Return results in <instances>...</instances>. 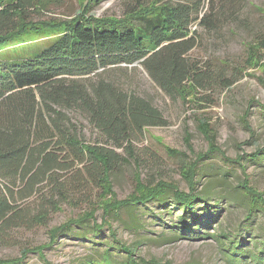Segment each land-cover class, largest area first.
I'll list each match as a JSON object with an SVG mask.
<instances>
[{
  "label": "trees",
  "instance_id": "16d2710c",
  "mask_svg": "<svg viewBox=\"0 0 264 264\" xmlns=\"http://www.w3.org/2000/svg\"><path fill=\"white\" fill-rule=\"evenodd\" d=\"M105 1L109 0H83L71 20L33 21L28 16L30 10L41 13L47 0H0V53L11 47L17 36L29 31L44 30L50 38L49 47L33 57L5 62L0 56V228L20 218L18 202L28 201L32 190L44 180L52 182L54 197L59 196L65 203L69 202L68 189L71 197H77L88 186L101 190L97 207L49 231V244L25 248L21 256L0 260V264H26L32 254L44 264H52L44 251L61 238L74 237L100 248H93L97 256L80 264H151L137 255V247L118 239L110 221L123 209L150 203L159 205L164 216L170 217L174 226L169 228H175L178 239L215 240L229 256L264 264L263 239H256L250 248L251 241L231 236L226 229L211 232L219 223L223 200L209 199L207 191L199 190V176L205 178L200 165L223 153L205 120L199 122V129L206 135L209 148L205 153H194L195 160L182 172L188 192L163 181L146 184L137 176L133 193L124 200L116 199L111 181L118 159L116 150L127 144L132 156L133 138L150 128L165 127L167 121L151 101L103 74L112 68L141 65L166 95L190 102L199 93L197 86L203 87L206 79L189 56L198 44L192 27L215 30L218 20L201 17L203 0L190 5L129 0L130 7L122 17L98 18L93 8ZM227 4L228 0L222 6ZM246 57L249 67L264 70V33L247 43ZM261 83L264 85V78ZM73 114L85 117L102 133L105 143L92 145L81 140ZM243 124L251 131L247 122ZM229 161L243 173L235 190L247 202V219L255 213L264 215V190L252 185L245 164L263 162L264 146ZM61 173L75 176L65 184L56 177ZM19 184L23 185L21 189ZM49 203L51 209L61 210L58 200ZM99 209L100 224L96 216ZM45 218L44 213L39 219ZM77 230L83 233L77 234Z\"/></svg>",
  "mask_w": 264,
  "mask_h": 264
},
{
  "label": "rangeland",
  "instance_id": "374dc122",
  "mask_svg": "<svg viewBox=\"0 0 264 264\" xmlns=\"http://www.w3.org/2000/svg\"><path fill=\"white\" fill-rule=\"evenodd\" d=\"M82 1L47 0L46 9L41 13L31 9L28 16L33 21L71 20L79 12ZM130 1H105L94 7L92 13L98 18H120L130 7ZM165 1L190 5L200 0ZM225 1H202L201 17L218 20L215 21V30L198 28L197 25L192 27L198 44L189 56L206 78L203 87L197 86L199 93L196 99L185 102L178 97H169L155 85L141 65L112 68L103 74L104 78L120 80L125 88L151 101L167 121V126L150 128L146 134L133 138L132 156L127 144L116 150L118 159L111 181L117 200H124L133 193L137 176L146 184L155 185L163 181L188 192L182 172L195 160L194 153H205L209 148L206 135L199 129V122L205 120L223 153L200 165V172L205 178L199 176V190L207 191L209 199L221 197L223 200L219 223L213 225L211 232L226 229L231 236L251 241L249 247L253 248L256 239L264 240V215L255 213L247 219V202L241 192L235 190L243 179V173L238 165L229 160L251 154L257 147L264 146V85L261 83L264 70L249 67L246 57L247 43L264 33V0H228L223 7ZM49 43L50 38L44 35V30L29 31L17 36L11 47L3 48L0 56L5 62L33 57L49 47ZM262 63L264 66V60ZM72 118L81 140L92 145L105 143L102 133L85 117L73 114ZM245 122L251 131L245 128ZM167 149L180 154H169ZM245 164L252 185L263 191L264 161ZM74 176L65 173L56 175L65 184ZM22 187L19 184V189ZM32 191L33 196L28 201L18 202L20 218L9 227L0 228V260L17 258L25 248L46 246L50 242L51 229L69 219L78 218L91 207H97L101 200V190L95 185L83 188L77 197H71L70 189L66 190L69 193V202L66 203L59 196L54 197L49 179ZM54 199L59 201L61 210L51 209L49 202ZM44 213L46 218L41 221L39 218ZM96 216L100 224L102 209L97 211ZM110 221L118 239L137 247V255L151 264H253L251 260L227 255L215 240L178 239L175 228H169L174 226L171 225L172 220L168 215L164 216V211L156 203L123 209L118 216L110 217ZM78 232L83 233V230ZM93 248L100 249L84 242L82 237L61 238L44 254L52 264H80L84 259L97 256ZM26 264L44 263L38 255L32 254Z\"/></svg>",
  "mask_w": 264,
  "mask_h": 264
}]
</instances>
